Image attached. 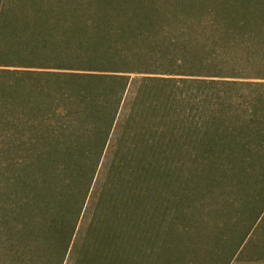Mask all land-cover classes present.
Wrapping results in <instances>:
<instances>
[{
	"label": "trees",
	"instance_id": "16d2710c",
	"mask_svg": "<svg viewBox=\"0 0 264 264\" xmlns=\"http://www.w3.org/2000/svg\"><path fill=\"white\" fill-rule=\"evenodd\" d=\"M263 213L264 0H0V264H230Z\"/></svg>",
	"mask_w": 264,
	"mask_h": 264
},
{
	"label": "rangeland",
	"instance_id": "374dc122",
	"mask_svg": "<svg viewBox=\"0 0 264 264\" xmlns=\"http://www.w3.org/2000/svg\"><path fill=\"white\" fill-rule=\"evenodd\" d=\"M258 227L256 226V228L253 229V231L251 232V234H249V236L247 237V239L242 243V245L240 246V248L238 249V251L236 252V254L233 256V258H237V261H235L233 264H256L255 262L250 263L249 258H264V255L262 254L261 249L264 247L263 245H261V243L264 244V239L262 242V237L264 234V213L262 214L259 222H258ZM213 229L210 227H206L205 228V232L206 233H211V238L207 239V244L205 247L204 245H201V243H197L198 247L200 248V251H202V253H198L197 257H194L192 255H189L187 253V251L189 252V248L186 249L184 247H180L179 250L182 252V255L185 253V255H183V257H176V256H169L168 258H201L200 260H198L196 263L197 264H215L217 263L215 258H223V253L221 252L222 246L220 248H218V250H215L216 246H219V244L217 245L214 244V236L212 235ZM181 232V231H180ZM234 236V231H230L227 234V237L224 235V238L226 237L227 240V244L228 246H230V242L232 240ZM223 239V237H222ZM198 241V240H197ZM258 242V243H257ZM255 243L258 244L259 249L257 250V248L255 247ZM209 248V249H204L203 248ZM262 247V248H261ZM202 248V249H201ZM212 251V253H203L204 251ZM215 250V251H213ZM264 250V249H263ZM186 251V252H185ZM161 258L157 255H147L146 260L149 262V264H153L154 261L156 260V258ZM228 257V256H227ZM183 259H181L180 261H183ZM190 260V259H189ZM191 261V260H190ZM63 264H67V256L65 257ZM257 264H261V260L259 263Z\"/></svg>",
	"mask_w": 264,
	"mask_h": 264
},
{
	"label": "crops",
	"instance_id": "0c3cea01",
	"mask_svg": "<svg viewBox=\"0 0 264 264\" xmlns=\"http://www.w3.org/2000/svg\"><path fill=\"white\" fill-rule=\"evenodd\" d=\"M257 227H258V225H257ZM263 239H264V234H263V237H262V242H263ZM258 243V242H257ZM256 243V245H257V250L259 249V247H258V244ZM261 245H263L264 246V244L263 243H261ZM262 248V247H261ZM264 247L261 249V251H262V254L264 255ZM260 260H261V264H264V258H253V260H252V262H250V263H253V262H255L256 264L257 263H259L260 262ZM235 261H237V258H235V259H233L232 261H231V263L230 264H233Z\"/></svg>",
	"mask_w": 264,
	"mask_h": 264
}]
</instances>
